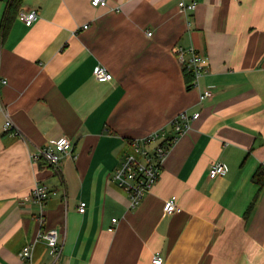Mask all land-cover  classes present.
Wrapping results in <instances>:
<instances>
[{
  "label": "crops",
  "instance_id": "0c3cea01",
  "mask_svg": "<svg viewBox=\"0 0 264 264\" xmlns=\"http://www.w3.org/2000/svg\"><path fill=\"white\" fill-rule=\"evenodd\" d=\"M179 1L23 0L4 36L11 0H0V264H23L30 244L32 264H153L156 253L162 264H264V185L254 180L264 169V0H196L189 18ZM33 9L27 26L19 13ZM177 45L206 57L198 86L188 88ZM98 65L113 79L98 81ZM205 90L213 96L201 102ZM184 110L200 117L130 209L113 180L130 141L174 135ZM63 136L72 149L58 171L40 167L33 156ZM217 162L229 171L211 178ZM37 181L57 192L44 222L30 198ZM174 195L181 211L167 214ZM50 228L63 238L56 262L41 236Z\"/></svg>",
  "mask_w": 264,
  "mask_h": 264
},
{
  "label": "built area",
  "instance_id": "2783aa9c",
  "mask_svg": "<svg viewBox=\"0 0 264 264\" xmlns=\"http://www.w3.org/2000/svg\"><path fill=\"white\" fill-rule=\"evenodd\" d=\"M93 6H106L107 0H92ZM179 7L181 11L189 18L196 7V0H180ZM39 18L37 9L30 11H21L19 19L27 26L33 25ZM189 26L193 23L189 20ZM88 25H85V28ZM151 34V33H150ZM175 54L181 62L184 69L194 74L193 87L198 86L200 78L207 72L208 61L206 57L197 52L194 48H185L182 45L175 47ZM94 76L98 81H110L113 79V74L103 65H98L94 69ZM7 80L0 77V84H6ZM213 92L205 90L200 101L211 98ZM200 117L199 112H189L184 110L180 112L171 122L174 135L168 136L166 129H160L143 138L130 141L131 150L127 152L120 165L113 173V180L117 185L125 190L129 196V207L134 209L138 207L142 200L148 195L157 181L159 180L165 159L171 147L179 140V138L188 132L193 125V122ZM5 130L15 133L14 125L11 118L5 122ZM72 149L71 140L66 137H60L57 140H52L40 148L36 155L33 156L35 161L44 159L50 166L57 171L60 168L63 155L69 153ZM229 171V167L222 162L215 163L210 171L211 178L224 176ZM57 192L43 182L37 181L30 195L31 200L40 205V214L38 219L44 222V206L47 199ZM86 203L81 202L79 210L84 212ZM164 211L167 214H174L181 211V207L177 203V196H171L165 200ZM117 218H113V223L117 222ZM110 230H114L111 227ZM41 236L46 240L48 247L54 256L56 262L62 252L63 238L57 228L46 229L41 233ZM23 264H32L33 260V245H27L21 253ZM163 259L160 253H156L153 258V264H162Z\"/></svg>",
  "mask_w": 264,
  "mask_h": 264
},
{
  "label": "trees",
  "instance_id": "16d2710c",
  "mask_svg": "<svg viewBox=\"0 0 264 264\" xmlns=\"http://www.w3.org/2000/svg\"><path fill=\"white\" fill-rule=\"evenodd\" d=\"M23 0H11L9 7L7 9V12L3 18L2 21V34L5 36L8 32V30L11 27L12 22L14 21V19L16 18L18 12H19V8L22 5ZM184 75H185V79L188 85V88L193 87V80H194V74L192 72L187 71L186 69H184ZM44 165H49L44 159H40L39 160V166L43 167ZM254 180L255 182L259 185L260 189L263 187L264 185V169H261L259 172L256 173V175L254 176ZM260 191V190H259ZM257 196L255 197V199L253 200V202L251 203V205L248 208L247 214L246 216L248 217L252 211V209L254 208L255 202L257 200Z\"/></svg>",
  "mask_w": 264,
  "mask_h": 264
}]
</instances>
